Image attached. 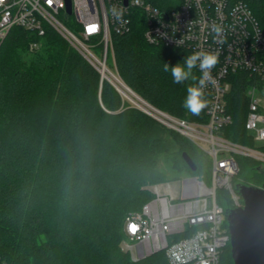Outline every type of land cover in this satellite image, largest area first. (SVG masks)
<instances>
[{
	"label": "trees",
	"instance_id": "obj_1",
	"mask_svg": "<svg viewBox=\"0 0 264 264\" xmlns=\"http://www.w3.org/2000/svg\"><path fill=\"white\" fill-rule=\"evenodd\" d=\"M241 1L264 33V0ZM169 2L155 5L171 9ZM131 18L128 33L112 35L122 82L169 116L206 123L204 110L193 116L183 109L186 85L162 71L163 62L175 65L191 52L149 44L143 14ZM33 43L38 47L31 50ZM253 80L247 73L231 78L225 101L233 123L221 135L264 153V143L245 129ZM237 161L234 188L264 186L260 162ZM210 168L208 155L123 99L53 29L39 37L13 28L0 42V257L9 264H169L163 251L131 260L122 248L125 219L154 198L151 187L185 176L209 181ZM217 199L232 210L226 191ZM221 259L233 264L230 246Z\"/></svg>",
	"mask_w": 264,
	"mask_h": 264
},
{
	"label": "built area",
	"instance_id": "obj_2",
	"mask_svg": "<svg viewBox=\"0 0 264 264\" xmlns=\"http://www.w3.org/2000/svg\"><path fill=\"white\" fill-rule=\"evenodd\" d=\"M0 0V42L11 29L21 28L43 37L47 29L61 35L100 73L101 81L115 85L118 78L108 67L113 51V34L128 33L131 14L139 11L146 22L144 37L149 44L177 48L191 53L219 51V63L212 70L214 84L205 88L207 122H189L162 114L167 127L186 137L211 160L209 181L187 177L181 180L179 197L162 194L158 185L151 188L154 198L140 211L128 213L124 222V251L134 261L163 251L169 264H221L230 246L226 209L218 202L217 192L229 194L232 210L244 207L233 185L239 174L238 157L254 159L264 168V153L234 143L221 135L233 123L226 111L225 97L231 78L247 73L252 79L247 95L249 110L245 129L257 145L264 143V33L257 17L244 1L170 0L175 4L163 10L157 0ZM125 10L129 23L121 26L112 16V6ZM223 31L214 39L213 26ZM91 26L96 31L89 32ZM183 41L177 46V41ZM38 47L31 44V50ZM101 49V57L95 49ZM198 69V68H197ZM199 71V69H198ZM200 73V71H199ZM201 75V73H200ZM264 190V186L257 187ZM179 239L178 237L185 235ZM0 264H9L0 257Z\"/></svg>",
	"mask_w": 264,
	"mask_h": 264
},
{
	"label": "water",
	"instance_id": "obj_3",
	"mask_svg": "<svg viewBox=\"0 0 264 264\" xmlns=\"http://www.w3.org/2000/svg\"><path fill=\"white\" fill-rule=\"evenodd\" d=\"M67 12L71 13L69 0ZM114 86L119 92L116 84ZM127 89L138 97L130 88ZM147 106L155 110L149 104ZM139 109L162 122L147 108ZM155 111L160 114V111ZM183 159L192 171H196L197 166L188 154L184 153ZM236 189L243 199L244 207L226 211L233 264H264V190L244 184H238Z\"/></svg>",
	"mask_w": 264,
	"mask_h": 264
},
{
	"label": "clouds",
	"instance_id": "obj_4",
	"mask_svg": "<svg viewBox=\"0 0 264 264\" xmlns=\"http://www.w3.org/2000/svg\"><path fill=\"white\" fill-rule=\"evenodd\" d=\"M112 16L115 21L121 26L129 23L125 19V10L123 8L112 6ZM212 32L215 34L214 39L220 37L223 29L220 26H213ZM177 46L183 43L182 39L177 41ZM219 63V51L211 52L198 50L184 57L183 62H178L175 65H170L163 62L162 71L170 73L172 81L177 85H186V93L182 100V107L193 116H199L203 109L208 105L205 98V88L209 84H214L215 81L212 76V70ZM199 69L201 75L197 77L194 75L193 70ZM191 81V83H187Z\"/></svg>",
	"mask_w": 264,
	"mask_h": 264
},
{
	"label": "rangeland",
	"instance_id": "obj_5",
	"mask_svg": "<svg viewBox=\"0 0 264 264\" xmlns=\"http://www.w3.org/2000/svg\"><path fill=\"white\" fill-rule=\"evenodd\" d=\"M96 53L101 57V49L100 48H96L95 49ZM107 64H108V67L110 68V70L113 72V73H116V68H115V65H114V57H113V54L112 52L109 53V57H108V61H107ZM118 73V71H117ZM118 78L119 80H121L119 74H118ZM122 81V80H121ZM124 84V83H123ZM125 85V84H124ZM116 86L118 87V89L120 90L121 88H119L118 84L116 83ZM119 94L121 95V97L127 101H129L132 105L136 106L137 108L139 107H144V108H147L154 116L158 117L161 121L162 119L164 118L162 114H167L165 112H162L160 111V114L158 112H156L155 110L159 111L158 109L154 108L153 106H151L152 108H154L155 110L149 108L148 106L144 105L143 102H141L140 100H138V98H136L135 96H133L130 92H122L121 90L119 91ZM256 97L258 98H261V105L264 107V94H259L257 93L256 94ZM184 178H187L186 176L185 177H182L180 180L178 181H174V182H171L173 188L175 190H177L178 192L180 191L182 185H181V180L184 179ZM202 180V179H200ZM152 188V187H151ZM162 190V189H161ZM123 242H126V243H130L128 242V240L125 238ZM130 255V258L132 261H134L132 259V255ZM144 259V258H143ZM143 259H140L138 261H141Z\"/></svg>",
	"mask_w": 264,
	"mask_h": 264
},
{
	"label": "crops",
	"instance_id": "obj_6",
	"mask_svg": "<svg viewBox=\"0 0 264 264\" xmlns=\"http://www.w3.org/2000/svg\"><path fill=\"white\" fill-rule=\"evenodd\" d=\"M158 187H159V191L162 194H170L171 196H173L175 198L179 197V192L173 188L171 183L160 184V185H158Z\"/></svg>",
	"mask_w": 264,
	"mask_h": 264
},
{
	"label": "bare ground",
	"instance_id": "obj_7",
	"mask_svg": "<svg viewBox=\"0 0 264 264\" xmlns=\"http://www.w3.org/2000/svg\"><path fill=\"white\" fill-rule=\"evenodd\" d=\"M117 84H118V86H119V88H121L120 90L122 91V92H130L128 89H127V87H126V85H124L123 84V82L121 81V80H117V82H116ZM131 94H132V92H130ZM133 95V94H132ZM134 96V95H133ZM136 97V96H135ZM136 98H138V97H136ZM138 100H140L141 102H143L140 98H138ZM144 103V105H146L147 106V104H145V102H143ZM149 107V106H148ZM142 108H144V107H142ZM150 108V107H149Z\"/></svg>",
	"mask_w": 264,
	"mask_h": 264
},
{
	"label": "snow or ice",
	"instance_id": "obj_8",
	"mask_svg": "<svg viewBox=\"0 0 264 264\" xmlns=\"http://www.w3.org/2000/svg\"><path fill=\"white\" fill-rule=\"evenodd\" d=\"M88 31L91 33V32H94L96 31V27L95 26H91L89 27Z\"/></svg>",
	"mask_w": 264,
	"mask_h": 264
}]
</instances>
